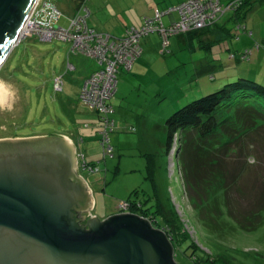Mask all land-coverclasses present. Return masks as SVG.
I'll use <instances>...</instances> for the list:
<instances>
[{"label":"rangeland","instance_id":"obj_1","mask_svg":"<svg viewBox=\"0 0 264 264\" xmlns=\"http://www.w3.org/2000/svg\"><path fill=\"white\" fill-rule=\"evenodd\" d=\"M152 1L158 3V0H87L79 8L74 0H38L29 19L32 22L34 17L44 25L68 29L76 15H86L89 9V25L94 22L100 32L112 35L128 23L131 9L141 10ZM229 1L221 0L223 4ZM261 10L263 17L256 14V21L259 19L257 27L264 35V7ZM248 21L251 25L252 19ZM229 26H234V22ZM30 28H23L24 35L0 70V84L5 91V95H0V140L48 134L70 136L77 146L79 174L94 198L89 219L97 216L104 221L119 213L124 203L142 204L152 213L159 206L166 210L175 208L182 226L188 221L194 228L196 235L189 236V242L198 248L186 250L189 243L180 247L175 244L178 264H198L195 258L201 257L202 251L209 253L216 264H264V213L263 224L246 232L222 205V215L215 218L216 227L204 226L184 190L178 144L175 142L170 155L167 153V120L189 103L224 86L220 85L221 68H215L212 74L203 71L220 66L221 62L215 59L221 51L226 57L227 46L222 45L225 41L208 49L198 35L188 33L172 36L165 48L162 37L151 34L152 42L133 65L134 70L118 74V92L111 100L114 112L108 115L114 121L107 144L112 152L106 154L101 135L105 122L79 100L85 79L98 67V62L84 54L72 53L71 43L45 40L40 38L43 35L37 33L36 27ZM260 46L264 49V43ZM68 61L74 70H69ZM230 61L229 56L222 61L224 70L227 64L233 65ZM138 67L142 69L136 73ZM59 78L61 91L55 89ZM259 135L252 137L257 145L253 149L256 157L250 158L249 165L264 164V130ZM85 163L91 171L84 170ZM192 254L194 258L190 257Z\"/></svg>","mask_w":264,"mask_h":264},{"label":"water","instance_id":"obj_2","mask_svg":"<svg viewBox=\"0 0 264 264\" xmlns=\"http://www.w3.org/2000/svg\"><path fill=\"white\" fill-rule=\"evenodd\" d=\"M37 2L0 0V70ZM44 136L58 144L35 153L30 146ZM77 163L72 141L61 135L0 140V264H178L167 235L138 215L86 220L94 198Z\"/></svg>","mask_w":264,"mask_h":264},{"label":"trees","instance_id":"obj_3","mask_svg":"<svg viewBox=\"0 0 264 264\" xmlns=\"http://www.w3.org/2000/svg\"><path fill=\"white\" fill-rule=\"evenodd\" d=\"M74 1L81 8L87 0ZM186 1L188 0L184 2ZM235 1L239 2L236 7L230 8L220 19L226 14L230 15V21L237 23V30L246 33V28L239 21L249 15L251 10L249 6L255 0H231L224 5ZM77 16L82 15L78 14L75 17ZM83 16L88 18L90 14ZM218 21L215 26L177 35L189 33L198 37L203 36L205 32L214 29ZM86 22L88 24L87 19ZM201 42L208 49L215 45ZM261 47L257 42L253 49L246 50L251 52L246 59L241 60L244 51L231 53L230 60L233 64L248 62L251 55L259 52ZM222 66L209 68L206 73L212 74V70L222 69ZM211 79L215 80V76L212 75ZM225 81L219 90L189 103L167 120V153L170 155L176 142L184 190L193 211L200 217L199 220L204 226L216 227L215 218L222 215L223 205L227 215L239 228L252 232L263 224L264 213V164L263 166L248 164L250 158L256 157L253 149L257 145L254 143L255 138L252 137L264 130V84L245 74L228 76ZM159 207L152 213L142 204L132 203L130 211L139 216L154 218L158 227L164 228L168 236L172 237L174 248L175 244L180 247L189 243L186 250L194 248L196 251L198 248L194 242H189L190 235L180 223L176 209L166 210L162 206ZM80 215L76 213L75 220L82 227ZM158 215L161 216L162 222ZM194 256L195 254H192L190 257ZM195 259L198 264H216V260L204 251L201 257Z\"/></svg>","mask_w":264,"mask_h":264},{"label":"built area","instance_id":"obj_4","mask_svg":"<svg viewBox=\"0 0 264 264\" xmlns=\"http://www.w3.org/2000/svg\"><path fill=\"white\" fill-rule=\"evenodd\" d=\"M237 1L227 5L221 4L220 0H188L177 7H173L167 11H157L151 17L143 19L140 28L129 27L124 35L120 38L113 37L109 34L97 32L89 27L86 22L87 16H77L71 21L68 29L53 28L39 23L32 18L28 19L26 29L36 27L37 33L43 35L40 38L45 40L58 39L63 42L72 44V52L84 54L94 59L99 64V69L94 71L87 79L81 89L79 100L81 104L99 115L101 121L105 122V131L101 133L102 142L105 153L112 152V147L107 146L109 142L108 134L114 129V121L108 115L114 112L111 100L114 97L118 84V74L121 71H130L133 68L138 57L142 54L141 43L145 37L157 33L164 40V47L169 46V38L179 33H185L195 30H202L208 26L214 25L230 8L236 7ZM45 4V3H44ZM46 6V4H45ZM57 12V11H55ZM177 12L179 19L173 21L169 25H165L164 17L172 16ZM53 12H49V15ZM89 14V13H87ZM60 15H58L59 19ZM24 27V28H25ZM165 51H163V54ZM250 51L244 52L241 60L250 55ZM69 70H74V66L68 61ZM62 79L59 78L55 82V89L61 91ZM110 128L109 130H106ZM84 170L90 169L88 164L83 165ZM93 171V170H92ZM96 171H99L98 169ZM121 213H131L130 205L124 203L120 206ZM137 215V214H135ZM139 216V215H138ZM152 227L163 231L168 239L166 230L158 227L156 221L152 217H144ZM183 221V219H182ZM188 223V224H187ZM185 231L192 237L196 235L194 228L187 221L184 224Z\"/></svg>","mask_w":264,"mask_h":264},{"label":"crops","instance_id":"obj_5","mask_svg":"<svg viewBox=\"0 0 264 264\" xmlns=\"http://www.w3.org/2000/svg\"><path fill=\"white\" fill-rule=\"evenodd\" d=\"M175 1H177V2L174 3ZM184 1L185 0H158V3H156L155 1H152V3H149L147 5V7L145 6L141 10H132L131 9L129 12V15L127 17L128 23H125V25L120 29V31L117 30L116 32H114V34H112V35L110 34V35L113 37H116V38H120L124 35L125 31L129 27L140 28L142 26V22H143L144 17H151L157 11H165L169 8H172V7L179 5L180 3L184 2ZM255 6H258V7H255ZM249 7L251 9L249 11V15H247L246 18L243 20L244 22L247 21V23L246 22L242 23V20L239 21L241 24H243L242 26L246 28V31H247L246 33L243 31L237 30V27H236L237 23L236 22H234V26L230 27L229 24H230V22H233V21H230V15L226 14L222 19H220L218 21V23H217L218 25L216 27H214V29H211L210 31L205 32L203 34V36H199L200 41H203V42L208 43V44H214L215 43V45H216L218 43H222L225 41L224 43H222V45L227 46L225 49L227 51L226 57H225V53L221 51L218 53L220 56H216L217 58L215 59L216 61L221 62L220 66H222V61L224 62L225 60H227L228 56H230L231 53H241V52L243 53L244 51L246 52L247 49H253L255 43H257V42L258 43L259 42L264 43V35H262V32L257 27V25H258L257 21L259 19H257V21H256V16H257L256 14H260L261 18L263 17V15H261L263 10H261V9L264 7V1H261L258 3L254 2ZM86 10H87V13L91 14L89 9H86ZM173 18L175 20H178L179 16L176 13H174L173 17L167 16V18H166L167 22L164 21L165 25H169L173 21ZM248 19H252L251 25H249L250 23H249ZM89 26L95 28L97 31L100 32V30H99L100 28H99L98 24L95 25L94 22H92V24ZM249 26L251 27V30L249 29ZM105 34H108V33H105ZM153 35L155 36V34H153ZM153 35L145 37L142 40V43H141L142 54L140 57L137 58V60L139 58H141L142 55L145 53L147 46H149L150 42H152L151 38ZM232 63H233V61H232ZM239 64H241V65H238V62L233 64V65L227 64V68L225 70L223 68L221 69V71L219 72L220 76L222 77L220 79L221 80L220 85L226 82L225 80L228 78V76L229 77L230 76H238L241 74H245L249 78L264 84V49L259 50V52L258 51L254 52L251 55L250 61H248V63L242 62ZM242 64H244V65H242ZM98 68L99 67L95 68L91 73L96 71ZM141 69L142 68L138 67L136 73L140 72ZM206 70L208 71L210 69L209 68L205 69L204 70L205 73H206ZM225 74H226V77H225ZM119 84L120 83L118 80V85ZM117 92H116V94H117ZM62 136L67 137L69 140L72 141V143L75 147V152H76L77 146H76L75 141L68 135H62ZM77 167H78V172H79L80 170H79V164L78 163H77ZM86 220H89V218L87 217Z\"/></svg>","mask_w":264,"mask_h":264},{"label":"flooded vegetation","instance_id":"obj_6","mask_svg":"<svg viewBox=\"0 0 264 264\" xmlns=\"http://www.w3.org/2000/svg\"><path fill=\"white\" fill-rule=\"evenodd\" d=\"M56 144H58L57 141H50V140H48V137L44 136V137H40V139H38V141L35 144H32L30 147L32 148V150L35 153L45 154L50 149H54L55 148L54 146H56ZM68 159H69V163H70V166L72 168V171H73V167H74V154L71 151V149L69 151ZM79 191L83 193L82 194V198H81V200H79V202L82 205H85L86 202L88 201V195L86 194V192L82 188H80ZM85 230H87V228ZM174 250H175V248H174Z\"/></svg>","mask_w":264,"mask_h":264},{"label":"bare ground","instance_id":"obj_7","mask_svg":"<svg viewBox=\"0 0 264 264\" xmlns=\"http://www.w3.org/2000/svg\"><path fill=\"white\" fill-rule=\"evenodd\" d=\"M24 32H25V30L24 31L22 30L21 34H23ZM0 95H5V91L3 89V86H1V84H0Z\"/></svg>","mask_w":264,"mask_h":264}]
</instances>
